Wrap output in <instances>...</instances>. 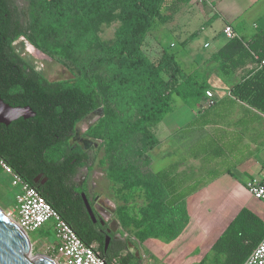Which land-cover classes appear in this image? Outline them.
Wrapping results in <instances>:
<instances>
[{
    "label": "trees",
    "instance_id": "obj_1",
    "mask_svg": "<svg viewBox=\"0 0 264 264\" xmlns=\"http://www.w3.org/2000/svg\"><path fill=\"white\" fill-rule=\"evenodd\" d=\"M0 0V95L12 107H30L35 117L0 124V157L23 181L36 188L86 244H97L107 264H131V257L105 250L107 225L94 224L72 179L77 166L90 161L70 145L79 123L102 108L103 116L87 135L103 141L108 178L119 191L142 193L146 201L139 224L119 206L127 227L141 228L144 240L176 239L189 223L184 203L172 197L168 171L154 174L151 152L158 145L155 128L171 112L174 96L192 106L209 85L198 72L187 74L168 48L159 59L145 51L152 31L183 5L196 0ZM121 22L117 39L104 43L102 25ZM25 38L37 50L68 69L69 81L50 82L14 50ZM228 75L248 62L256 64L231 90L239 101L264 113V31L245 43L234 37L212 57ZM3 173L0 167V174ZM42 176L44 186L35 182ZM88 199H90L87 196ZM92 205V203H91ZM97 217L98 213L94 210ZM264 237V222L244 208L217 240L213 250L223 264H243ZM122 247L120 248V250ZM118 261L115 263V260Z\"/></svg>",
    "mask_w": 264,
    "mask_h": 264
},
{
    "label": "crops",
    "instance_id": "obj_2",
    "mask_svg": "<svg viewBox=\"0 0 264 264\" xmlns=\"http://www.w3.org/2000/svg\"><path fill=\"white\" fill-rule=\"evenodd\" d=\"M169 16L155 28V42L161 48L166 44L187 74L198 72L213 93V99L203 94L192 106L175 95L171 112L154 130L159 143L151 152L152 171H168L172 197L184 203L189 223L174 240H141L136 235H142L141 228L135 229L129 219L127 227L121 223V205L111 216L102 212L99 218L107 229L117 223L112 252L129 255L131 264H223L226 255L213 246L240 211L246 208L264 222V203L247 189L254 178L264 183V135L259 137L264 113L231 93L254 69L252 64L226 75L212 57L230 40L227 26L245 43L264 31V0H196ZM139 194L143 204L135 208L129 203L127 214L140 224L146 201Z\"/></svg>",
    "mask_w": 264,
    "mask_h": 264
},
{
    "label": "rangeland",
    "instance_id": "obj_3",
    "mask_svg": "<svg viewBox=\"0 0 264 264\" xmlns=\"http://www.w3.org/2000/svg\"><path fill=\"white\" fill-rule=\"evenodd\" d=\"M17 3L20 8L27 6V2L25 0H17ZM167 16H169V12L164 11L162 18ZM120 27L121 22L118 20L111 25H102L100 28V33L98 34L100 40L104 43L115 42ZM155 34L157 33L155 30H153L152 35L148 38L144 49L150 56L151 60L156 62L161 54V47L158 46L154 40ZM28 44L30 43L25 38H20L13 44L15 52L21 58H23L27 64L42 74L48 81L58 82L69 81L73 79V75L68 69L55 62L50 57H48L49 59H45L43 61L34 58L28 51ZM163 46L168 48L166 44H163ZM252 66L253 68H256L257 65L252 63ZM99 117L100 115L96 113L95 115H91L85 121L79 123L75 130V135L70 142V145L74 148V150L84 153L87 152L89 159L92 162V165L89 167V169H83L88 175L89 182H95V185L92 184L90 186L92 194L90 201L92 203V207L98 213V215L103 212V209L112 213V209L114 210L118 205H128L130 203L131 206H135L136 208L138 205L143 204V199L140 194L137 192L122 193L119 191L120 186L114 184L108 178L105 167L101 166L99 163L104 155L102 149L103 141L93 140L87 135L90 127L99 120ZM262 135H264V133H260L259 137ZM89 143H92V145L90 148L86 149ZM19 192L20 188L13 185L12 176L7 175L4 172L1 173L0 209L5 215L9 216V213L12 212L15 213V216L17 215V195ZM26 235L29 238L30 247L39 256L50 257L54 259L57 264H60V254L58 252L60 243L56 235L54 220L48 221L41 229L34 232H29V234Z\"/></svg>",
    "mask_w": 264,
    "mask_h": 264
},
{
    "label": "built area",
    "instance_id": "obj_4",
    "mask_svg": "<svg viewBox=\"0 0 264 264\" xmlns=\"http://www.w3.org/2000/svg\"><path fill=\"white\" fill-rule=\"evenodd\" d=\"M224 32L229 39L236 36L231 26H227ZM206 95L213 99L211 91H206ZM213 104L214 101L211 100L210 105ZM0 167L5 174L12 176L13 185L20 188L17 195V215L15 216V213L12 212L9 213V217L16 222L21 230L29 234V232L41 229L48 221L54 220L56 235L60 243L58 249L60 264H107L97 246L95 244L86 245L41 193L16 175L1 157ZM247 189L255 199L264 203V183L261 180L257 178L250 180L247 183ZM243 264H264V237Z\"/></svg>",
    "mask_w": 264,
    "mask_h": 264
},
{
    "label": "water",
    "instance_id": "obj_5",
    "mask_svg": "<svg viewBox=\"0 0 264 264\" xmlns=\"http://www.w3.org/2000/svg\"><path fill=\"white\" fill-rule=\"evenodd\" d=\"M100 113L99 119L103 116V109L100 108L93 114ZM36 114L30 107H12L5 103L0 95V124L9 126L12 122L21 118L29 119ZM36 183H45L42 176L35 180ZM88 214L94 224L100 222L105 225V219H100L94 212L90 199L85 194L82 195ZM109 216V211L103 209ZM14 221V220H13ZM117 223L114 222L107 232H116ZM111 237H106L105 250L108 249ZM0 264H57L54 259L44 256L41 258L31 247L29 239L24 235V231L12 223L11 218L5 215L0 209Z\"/></svg>",
    "mask_w": 264,
    "mask_h": 264
},
{
    "label": "flooded vegetation",
    "instance_id": "obj_6",
    "mask_svg": "<svg viewBox=\"0 0 264 264\" xmlns=\"http://www.w3.org/2000/svg\"><path fill=\"white\" fill-rule=\"evenodd\" d=\"M97 111V110H96ZM94 113V112H93ZM91 114V115H95V114ZM90 115V116H91ZM89 116V117H90ZM89 117H87V118H89ZM94 117V116H93ZM86 118V119H87ZM85 119V120H86ZM84 120V121H85ZM75 135V134H74ZM91 145H92V143H89L88 144V146H87V148L86 149H88V148H90L91 147ZM85 153H87V152H85ZM88 154V153H87ZM92 165V162H91V160L90 161H84V162H82L81 164H79L78 166H77V174H76V176L72 179V183L75 185V194H80V195H83V194H85L86 196H88L89 198H91L92 197V194H91V190H90V186L93 184V185H95V182H93V183H90L89 182V180H88V175L84 172V170L83 169H89V167ZM88 167V168H87ZM82 172V173H81ZM81 173V174H80ZM81 175V176H80ZM42 179L43 180H45L43 177H42ZM46 183V182H45ZM45 183L43 184V183H41V182H39V183H37V184H39V185H41V186H44L45 185Z\"/></svg>",
    "mask_w": 264,
    "mask_h": 264
},
{
    "label": "bare ground",
    "instance_id": "obj_7",
    "mask_svg": "<svg viewBox=\"0 0 264 264\" xmlns=\"http://www.w3.org/2000/svg\"><path fill=\"white\" fill-rule=\"evenodd\" d=\"M28 51L29 53L36 59L38 60H45V59H49L48 56H46L45 54H43L42 52H40L39 50H37L34 46H32L31 44H28ZM98 115H101L100 113H97ZM96 120V119H95ZM13 221V219H11ZM14 222V223H13ZM12 223L14 225L17 226L16 222L13 221ZM24 235L28 238V236L25 234ZM29 239V238H28ZM41 258H43L44 256H40Z\"/></svg>",
    "mask_w": 264,
    "mask_h": 264
}]
</instances>
